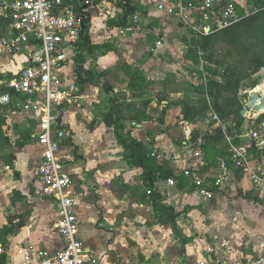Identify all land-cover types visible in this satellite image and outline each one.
Instances as JSON below:
<instances>
[{
	"label": "crops",
	"instance_id": "crops-1",
	"mask_svg": "<svg viewBox=\"0 0 264 264\" xmlns=\"http://www.w3.org/2000/svg\"><path fill=\"white\" fill-rule=\"evenodd\" d=\"M159 1L133 0L135 14L129 15L125 27H119L115 21L122 16L119 5L124 0L93 5L63 0L89 19L94 56H86L85 63L107 74L120 105L144 110L143 115L133 113L132 119L126 116L125 131L149 149L153 170L162 167L178 175L173 186L168 185L172 178L163 180L156 175L153 192L162 205L177 214L174 225L161 224L145 197L147 187L141 171L123 159L103 87L84 84L77 104L65 106L61 116L70 133L61 156L72 179L69 194L86 253L84 264H241L264 257V132L260 127L264 120L257 121L264 112L249 110L241 115L244 121L237 135L224 133L218 142L199 150L200 159L192 156V132L212 134L235 123L226 124L219 118L218 123L212 117L203 120L209 114L217 116L213 112L192 123L178 119L181 100L200 102L205 98L211 106L207 95L195 92L196 85L189 77L194 39L184 21L196 22L200 16L186 12L182 21L180 16L158 10ZM223 5L219 0L214 16ZM5 15L0 11V18ZM9 27H0V38L8 34ZM161 36H165L164 46L153 51ZM28 58L27 51L14 56L0 54V93L1 82L24 68ZM63 76L75 79L73 62H67ZM212 77L222 81L221 76ZM251 94L242 88L236 91L242 109ZM38 119V113L23 112L13 105L0 109V230L12 228L5 236L4 248L0 242L5 264H18L16 250L27 245L53 253L63 248L55 229L56 203L42 194L37 176L40 146L30 134L37 129ZM252 131L259 132L260 142L250 137ZM229 138L234 145L247 148V169L234 165ZM221 163L229 171V179L218 192L209 188L212 193L208 196L198 194L182 176L185 169L198 170L214 182Z\"/></svg>",
	"mask_w": 264,
	"mask_h": 264
},
{
	"label": "built area",
	"instance_id": "built-area-1",
	"mask_svg": "<svg viewBox=\"0 0 264 264\" xmlns=\"http://www.w3.org/2000/svg\"><path fill=\"white\" fill-rule=\"evenodd\" d=\"M79 1L85 5L104 1L120 2ZM218 2L219 0H199L196 6L184 0H160L157 3V9L170 16L181 17L186 12H195L200 16L196 22L184 21L182 17L181 20L185 22L192 38L197 41L196 45L191 46L195 50L197 62L195 65L191 63L189 77L194 85L205 88L213 77L207 54L200 46L202 37L212 31L226 29L239 21L233 2L214 16ZM0 11L11 18L8 34L0 38V54L14 56L24 51L29 53L27 65L1 82L3 91L0 93V104L13 105L20 111L39 114L37 129L30 134V138L40 146L37 176L42 185V194L56 203L55 229L63 242V248L54 253L37 249L33 245L19 248L16 250L18 264H84L86 253L79 238V222L74 202L69 194L72 179L61 156V149L70 136L61 121L63 108L76 105L81 94L75 83L76 78L64 77L63 69L67 62H73L74 47L80 38L82 20L74 6L64 5L63 0H0ZM133 20L138 21L137 17H133ZM164 44L165 36L159 37L153 51L162 48ZM88 68L89 65L85 63L83 70ZM212 119L219 123L217 116L212 115ZM260 127L264 129V121L260 123ZM249 135L255 141L262 140L257 131H252ZM228 141L234 165L239 169H247V148L234 145L231 138ZM192 156L200 159L198 148H193ZM182 176L190 180L198 194L208 196L212 193L209 188L216 190L221 187L228 181L230 173L224 163H221V173L214 182L202 177L198 170L185 169ZM174 183V179L168 180L169 186ZM241 264H264V257Z\"/></svg>",
	"mask_w": 264,
	"mask_h": 264
},
{
	"label": "trees",
	"instance_id": "trees-1",
	"mask_svg": "<svg viewBox=\"0 0 264 264\" xmlns=\"http://www.w3.org/2000/svg\"><path fill=\"white\" fill-rule=\"evenodd\" d=\"M65 1L68 3V0ZM184 1L186 3H191L194 6L198 5L199 3V0ZM225 2L226 1L223 0V4ZM254 2L258 8V11L250 12L246 17L233 24L232 27L230 26L225 30L212 31L209 35L202 37L200 46L206 52L207 60L210 62L211 68L212 65H221L222 63V61H219L217 58L215 59L211 51L212 47L218 41H225L226 43L232 45L234 49H236L237 45L240 46L243 44L244 40L252 39L254 36L259 35L260 37L264 38L262 34L264 29V0H254ZM119 6L122 8V16L115 21V24L119 27H125L129 15L135 14L136 12V4L133 2V0H124V4L121 2ZM77 12L82 20V29L80 32L79 41L74 47L73 67L76 76L75 83L78 85L81 93L83 91V86L86 83L103 87L106 93L107 102L109 104L108 112L114 116V122L112 126L113 134L118 146L122 149L123 159L128 165L133 166L141 171L140 176L142 182L147 187L145 197L154 207L158 221L161 224L172 223L174 225L177 214L173 208L164 206L160 203L159 196L153 192V184L157 180V177L163 180H168L169 178L176 180L178 175H175L172 171L162 167H157L153 170L155 163L149 158V155L151 154L149 149L142 143L133 139L130 136V133L125 131L126 127L124 121L127 120L126 116H128V119H132L133 113L135 116L143 115L144 110L141 109L134 111V108L130 104L127 106L120 105L115 93L112 90V87L108 83L107 74L96 71L97 68L94 65H89L88 70H83L86 56L93 57L94 51L92 50L93 47L90 44L89 19L87 15L80 12L78 9ZM10 23L11 18L8 14L0 18V27L3 29H6ZM245 34L248 36L246 37ZM196 44L197 41L194 39L193 45ZM189 53L191 55V60L195 65L197 62L195 50L190 49ZM240 62L241 61L235 63L239 65ZM237 67L238 66L228 65L224 69V74L220 75L215 72L214 75H212L218 77L221 76V82L211 79L206 88L201 85L194 87V90L197 94L200 96L207 95L209 97L211 106L206 103L205 98L200 102L187 99L180 101L182 104V109L178 115V119L180 121L192 123L206 116L208 113L213 112L224 123L227 124L228 121L235 123L234 127L229 128L226 126V130L218 128L214 130L212 134L205 133L204 135H201L199 132H192L189 142L192 144L193 148L198 147L201 151L205 147L207 148L209 145H213L218 142L224 136V133H228L234 137V135H237V132H239V129L244 121L240 114L242 111V105L236 96V91L240 88V78L231 79L229 77L232 72H234V74L237 76L241 75V72L239 71L235 73ZM259 67L260 65H257V68ZM127 73H129V71H127ZM2 106L3 105L0 104V109ZM146 106L147 101L144 103L143 108ZM262 120L263 116L261 115L257 121L261 122ZM234 130L236 131L234 132ZM233 140L235 139L233 138ZM2 141L3 140H1L0 143ZM68 141L69 140H67V142ZM254 149V147L250 148V150ZM256 155H259V153H256ZM11 229L12 228L10 226H4L0 230V242L2 243V248H4L5 236L11 231ZM173 229L174 233L177 234L175 226H173ZM0 264H5V257L2 255H0Z\"/></svg>",
	"mask_w": 264,
	"mask_h": 264
},
{
	"label": "rangeland",
	"instance_id": "rangeland-1",
	"mask_svg": "<svg viewBox=\"0 0 264 264\" xmlns=\"http://www.w3.org/2000/svg\"><path fill=\"white\" fill-rule=\"evenodd\" d=\"M225 1V5L232 2L235 3V10L239 20L246 17L250 12L258 11L254 0ZM225 5H223V7H225ZM223 7H217L216 11ZM262 34L264 37V29ZM245 36L247 37L248 35L245 34ZM211 51L215 59L217 58L219 61H222L221 65H212L213 73L216 72L222 75L224 74L226 66H238L235 73L239 71L241 72V75L237 76L232 72L229 77L231 79L240 78V88L244 91L251 90L252 93H257L262 96L264 95V38L259 35L254 36L252 39L244 40L243 44L240 46L237 45L236 49L225 41H218L212 47ZM238 61H241L239 65L235 63ZM257 65H260V67L257 68ZM262 116L264 120V113ZM262 132H264V129H262ZM222 187L223 186L214 190L218 192Z\"/></svg>",
	"mask_w": 264,
	"mask_h": 264
},
{
	"label": "water",
	"instance_id": "water-1",
	"mask_svg": "<svg viewBox=\"0 0 264 264\" xmlns=\"http://www.w3.org/2000/svg\"><path fill=\"white\" fill-rule=\"evenodd\" d=\"M121 95H124V93H120ZM264 109V95L260 96L257 93H253L249 96L248 102L245 107H243L241 111V115L245 116V114L252 110L254 112H260ZM212 117V114H209L207 117L203 118L204 121H208Z\"/></svg>",
	"mask_w": 264,
	"mask_h": 264
}]
</instances>
